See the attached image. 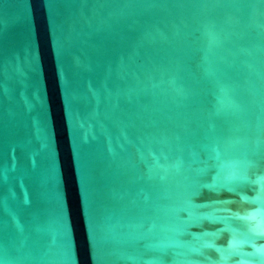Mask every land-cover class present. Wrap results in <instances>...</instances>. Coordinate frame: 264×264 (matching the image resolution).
<instances>
[{
  "label": "water",
  "instance_id": "1",
  "mask_svg": "<svg viewBox=\"0 0 264 264\" xmlns=\"http://www.w3.org/2000/svg\"><path fill=\"white\" fill-rule=\"evenodd\" d=\"M0 264H264V0H0Z\"/></svg>",
  "mask_w": 264,
  "mask_h": 264
}]
</instances>
